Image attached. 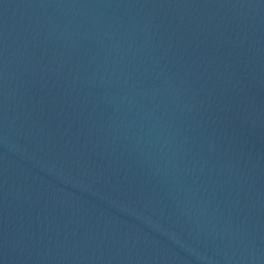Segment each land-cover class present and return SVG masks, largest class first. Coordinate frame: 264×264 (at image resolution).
Segmentation results:
<instances>
[{
  "label": "water",
  "instance_id": "1",
  "mask_svg": "<svg viewBox=\"0 0 264 264\" xmlns=\"http://www.w3.org/2000/svg\"><path fill=\"white\" fill-rule=\"evenodd\" d=\"M0 264H264V0H0Z\"/></svg>",
  "mask_w": 264,
  "mask_h": 264
}]
</instances>
